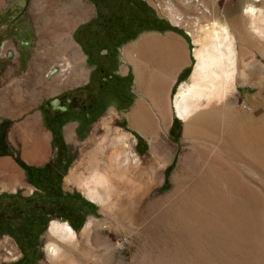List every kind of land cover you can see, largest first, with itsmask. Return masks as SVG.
I'll list each match as a JSON object with an SVG mask.
<instances>
[{"label":"rangeland","instance_id":"1","mask_svg":"<svg viewBox=\"0 0 264 264\" xmlns=\"http://www.w3.org/2000/svg\"><path fill=\"white\" fill-rule=\"evenodd\" d=\"M247 1L0 0V160L6 169H0V264H54L47 252L53 242L64 245L71 264H264V249L255 233L244 240H238L231 229L204 237L208 260L200 261L177 226L169 233L149 228L193 182L186 158L194 155L196 141L184 138L183 119L175 118L171 110L158 113L150 101L140 119L154 121L161 115L169 123L154 122L157 128L152 131L132 123L136 69L128 68L120 56V48L143 32L160 30L158 26L161 31L177 29L192 48L181 76L188 83L196 63L192 33L227 18L237 37V66L244 72L255 55L264 62L262 43L245 17ZM141 70L146 78L155 72ZM230 97L237 99L236 105L247 102L258 109L256 125L264 122V82L256 85L238 75ZM57 100L67 107L65 112H53L51 103ZM202 118L212 120L214 114ZM28 122L35 126L28 132L25 148L20 136ZM123 133L129 135L123 148L140 160L125 166V174L133 180L126 183L137 186L121 189L115 212L108 203L90 199L79 179L90 177V157L97 158L100 169H109L110 155L122 147L113 145L112 139ZM38 134L45 138L44 156L29 161L25 151L34 150ZM259 168L252 185L261 190L264 165ZM158 198L163 205L154 214L132 221L127 207L138 209ZM113 217L125 228H116ZM53 220L73 226L81 240L78 249L49 234Z\"/></svg>","mask_w":264,"mask_h":264},{"label":"bare ground","instance_id":"2","mask_svg":"<svg viewBox=\"0 0 264 264\" xmlns=\"http://www.w3.org/2000/svg\"><path fill=\"white\" fill-rule=\"evenodd\" d=\"M246 4L245 17L250 25L249 28L264 48V0H252V2L248 0ZM206 12L209 14L211 10L206 7ZM192 37L195 44V69L190 81L181 86L176 94L175 110L177 116L185 121L184 138L192 137L196 141L194 155L192 153V156L186 158L187 168L193 173L194 180L192 183L191 180L189 181L190 184L182 191L177 202L173 203L171 200L173 204L170 202L171 205H166L169 207L165 208L162 215L155 216L149 228L162 229L169 233L177 226L178 232L187 235V243L192 248L195 260L201 261L208 260V253L207 255L204 253L205 238L220 232H228L229 229L238 240L249 238L254 233L259 235L257 244L264 249V189L259 190L252 183L259 167L264 165V122L256 125L254 120L258 109L251 107L247 102L236 105L237 99L233 100L230 97L236 89L238 75L247 82L253 81L256 85L264 82V62L259 59V55H255L245 64L244 72L238 69L237 37L227 18L216 19L212 25L193 32ZM146 89L147 92H153L154 85L150 83L146 85ZM145 113V106L136 109L132 115V123L150 131L156 130L157 125L152 120L140 119ZM208 113L214 114L212 120L202 118V115ZM166 120L170 121L167 118ZM164 123L167 125L169 122ZM34 126L33 123L28 122L26 131L22 130L24 135H19L25 143V148L30 136L28 132ZM128 136L124 133L117 134L113 137L112 144L116 147L120 144L122 146ZM38 137L39 141L34 150L25 151V158L29 161L40 160L44 156L45 138L43 140L39 134ZM115 150L108 159L109 169H100L101 164L98 165L97 158L90 157L88 161L90 177L78 179L79 185L90 199L102 204L108 203L111 209L117 212L119 204L115 198L121 194V189L125 190L131 185L134 188L137 186L127 184L133 180L125 174V166L129 163L136 165L138 155L132 151L127 152L123 146ZM0 169L6 170L1 160ZM177 190L178 188L174 189L167 197ZM137 194L138 192L135 195ZM176 197H172L173 200ZM135 201L137 199L134 198L133 202ZM160 203H162L160 198L153 199L143 202L138 209L129 206L126 210L130 213L133 222L138 219L141 221L142 218L154 214L158 207H161ZM93 222L90 220L87 227L91 228ZM112 223L116 228H125V224L123 225L115 217ZM72 227L67 222L53 220L50 223L49 234L57 236L65 246L78 249L81 240ZM64 249L63 244L59 245L56 242L48 244L47 252L54 264L74 263L70 254ZM73 249L70 248L72 252ZM169 262L172 263L170 260Z\"/></svg>","mask_w":264,"mask_h":264},{"label":"crops","instance_id":"3","mask_svg":"<svg viewBox=\"0 0 264 264\" xmlns=\"http://www.w3.org/2000/svg\"><path fill=\"white\" fill-rule=\"evenodd\" d=\"M194 50L193 48V55ZM191 55L192 48L187 37L177 29L143 32L120 48L123 63L128 68L136 69L137 91L133 90L132 107L134 106L136 110L146 106V102L150 101L151 105L158 109V113L165 114L171 110L175 118H180L176 114L174 97L179 92V87L184 85L181 76L189 66ZM140 60H143V63H140ZM142 68H153L155 71L153 77L146 78ZM150 83L154 85V91L144 92L143 89ZM163 117L159 115L153 122H169Z\"/></svg>","mask_w":264,"mask_h":264},{"label":"flooded vegetation","instance_id":"4","mask_svg":"<svg viewBox=\"0 0 264 264\" xmlns=\"http://www.w3.org/2000/svg\"><path fill=\"white\" fill-rule=\"evenodd\" d=\"M59 101L57 100V101H53L52 103H51V106L53 107V109H54V113H57V112H65L66 110H67V107L65 106V105H63V104H59L58 103Z\"/></svg>","mask_w":264,"mask_h":264},{"label":"trees","instance_id":"5","mask_svg":"<svg viewBox=\"0 0 264 264\" xmlns=\"http://www.w3.org/2000/svg\"><path fill=\"white\" fill-rule=\"evenodd\" d=\"M160 23H161V21H160ZM158 29H163V27H161V26H158ZM15 196H17V197H19L20 195L19 194H16Z\"/></svg>","mask_w":264,"mask_h":264}]
</instances>
